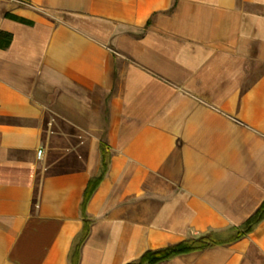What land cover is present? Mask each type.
Instances as JSON below:
<instances>
[{"label":"crops","instance_id":"obj_1","mask_svg":"<svg viewBox=\"0 0 264 264\" xmlns=\"http://www.w3.org/2000/svg\"><path fill=\"white\" fill-rule=\"evenodd\" d=\"M0 30V264L203 233L154 264H264V0H0Z\"/></svg>","mask_w":264,"mask_h":264},{"label":"trees","instance_id":"obj_2","mask_svg":"<svg viewBox=\"0 0 264 264\" xmlns=\"http://www.w3.org/2000/svg\"><path fill=\"white\" fill-rule=\"evenodd\" d=\"M3 15L5 17H8V18L13 19V20H17V21L22 22V23H26V24L32 23V20H30V19L15 15V14L7 12V11H5L3 13ZM10 39H11V34L9 32H5V31L0 30V47H2V48L7 47L9 42H10ZM106 159H107V153H106V151H102V170H103V167L106 163ZM99 178H100V176H98V177L94 178L92 181L90 180L88 182V185L86 186L85 191H84V201L88 198L90 192L96 186ZM259 210H260L262 216H264V201L260 205ZM256 220H257V217L256 218L255 217L249 218L244 223L243 229L241 231H239L238 234L247 232L250 228V225L253 224ZM209 237H210L209 233H203V234L199 235L197 238L182 240L178 243L168 245L164 248H160L157 250H146L142 253L140 258L136 262L127 263V264H154L158 261L167 259L168 257L175 255V254H178V253L186 252V251H189L192 249H202V248H205L208 246Z\"/></svg>","mask_w":264,"mask_h":264},{"label":"rangeland","instance_id":"obj_3","mask_svg":"<svg viewBox=\"0 0 264 264\" xmlns=\"http://www.w3.org/2000/svg\"><path fill=\"white\" fill-rule=\"evenodd\" d=\"M209 234H210V233H209ZM217 239L219 240V239H220V237H215V239H214V240H217ZM209 240H211V239H210V237H209Z\"/></svg>","mask_w":264,"mask_h":264},{"label":"built area","instance_id":"obj_4","mask_svg":"<svg viewBox=\"0 0 264 264\" xmlns=\"http://www.w3.org/2000/svg\"><path fill=\"white\" fill-rule=\"evenodd\" d=\"M40 152H41V151H40V150H38V151H37V155H39V154H40Z\"/></svg>","mask_w":264,"mask_h":264}]
</instances>
